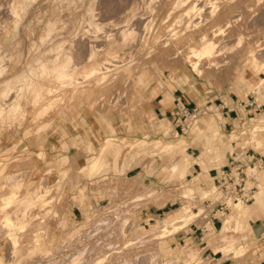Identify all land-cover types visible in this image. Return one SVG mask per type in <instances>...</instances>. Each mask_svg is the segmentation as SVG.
<instances>
[{
	"label": "rangeland",
	"instance_id": "374dc122",
	"mask_svg": "<svg viewBox=\"0 0 264 264\" xmlns=\"http://www.w3.org/2000/svg\"><path fill=\"white\" fill-rule=\"evenodd\" d=\"M176 1L0 0V126L6 129L9 143L8 154L0 160V203L2 196L15 193L9 205L0 207V264H214L226 258L255 264L252 256L261 257L262 246L253 235L250 217L243 226L241 216L232 218L233 213H244V206L234 210L232 203L225 215L215 217V199L222 201L215 184L200 180V192L177 175L166 177L168 174L162 169L182 158L177 157L182 150L167 153L162 145L184 140L188 142L186 148L195 151L197 145L190 143L196 134L195 123L209 116L220 136H231L230 147L238 137L244 141L248 136L257 148L264 147L259 142L264 136V93L236 84L239 66H264V0H182V7L176 6ZM211 4L215 6L213 12L208 6ZM14 11L18 16L12 14ZM172 32V38L167 39ZM204 34L206 40L218 44L213 50H220L218 55L196 54L195 50L203 45ZM250 50H258L257 58L252 60L255 65L249 60ZM60 71L71 73V78L59 79ZM143 73L150 79L149 84H136L135 78ZM255 77H264V70ZM159 81L163 82L161 86ZM261 86L264 91V81ZM173 92L184 97L189 111L195 107L203 109L186 133H177L174 114L169 122L155 123L149 116L144 120L146 124L143 120L140 126L127 124L130 116L146 117L150 99ZM70 94L72 102L65 109L58 107L36 121L32 119L33 111L39 108H34L31 100L46 111ZM228 98H234L240 115H245L235 124L234 131L221 126L222 104ZM245 100H256L249 107L251 113L247 114L240 105ZM85 106L93 114H117L122 122L120 129L103 137L92 135L97 140L85 144L81 135L84 125L79 123ZM53 114L62 118L61 127H71L70 143L89 154L79 155L72 166L63 158L56 170L49 168L41 175L12 171L11 165L18 158L15 152L22 147L17 145L21 143V129L30 127L25 131L30 134L53 127L47 122L38 123ZM241 130H246L247 135L240 134ZM110 136L122 145V151L119 155L107 151L105 168L94 173L98 161L93 157L103 144L113 147ZM140 139L148 141L146 146L131 148ZM157 140L160 143L155 147ZM199 143L203 145V156L210 158L213 153L207 151L204 135L199 137ZM67 147L64 143L62 149ZM135 156L151 158V173L160 182L130 197L129 202L95 205L90 195H95L99 179L109 178L111 161L119 172L118 160ZM90 161L97 163L89 166ZM189 178L191 175L186 177ZM83 179L87 182L81 183ZM258 179L260 187L264 186L261 174ZM67 196L81 210H74L67 203ZM148 201L158 206L173 202L167 209L179 215L169 222L177 223L175 220L183 215L187 224H201L198 237L174 247L170 240L177 232L156 238L161 232V219L157 220L160 217L141 222L135 216L137 208ZM5 216L20 222V226L9 230ZM224 217L230 221L221 227ZM184 229L187 228L179 231ZM222 243L225 256L215 250ZM226 243L242 246L246 253L235 258L233 254L238 256L242 250ZM188 247L196 248L197 253ZM213 256L221 258L211 260Z\"/></svg>",
	"mask_w": 264,
	"mask_h": 264
},
{
	"label": "crops",
	"instance_id": "0c3cea01",
	"mask_svg": "<svg viewBox=\"0 0 264 264\" xmlns=\"http://www.w3.org/2000/svg\"><path fill=\"white\" fill-rule=\"evenodd\" d=\"M219 11V9H218ZM224 27V26H221ZM225 28V27H224ZM226 30V28H225ZM226 33V32H225ZM220 35V34H218ZM225 35V34H224ZM215 42V41H214ZM216 43V42H215ZM216 45H218L216 43ZM220 50H215L213 52H209L208 54L215 53L218 55ZM254 50H250L249 60L250 62L255 65L252 61V52ZM232 66V64L230 65ZM210 70H215L214 68H210ZM264 70V66L260 68L259 65L255 67H251L248 65L239 66V77L237 80V86L240 87L241 84L247 85V87L250 90H253L254 92L264 93V91L261 90L262 83L264 81V77L260 78L259 80L256 79V74L259 71ZM146 73L139 74L137 78H135V82L138 85H148L150 82V79L147 78ZM163 84L162 81L158 82V86H161ZM1 91V88H0ZM155 97V99H150L149 104L146 105L145 112L146 117L144 116H137L133 115L128 117V123L130 126L135 125H141L140 123L142 120H146L147 117H151L152 119H155V123H157L159 120L161 122H169L170 118L172 117V114L174 112L173 108L176 105L177 101H180L184 104V97L182 95H176L174 92L169 93L166 95H162L160 97ZM232 99V100H231ZM226 99L224 103L222 104V115H223V123H222V129L228 131H233L235 124L239 120L240 116V107L237 105L234 98ZM31 105L34 108H39L38 111H33V117L32 119L34 121L38 120L40 117L44 115V113H50L51 111H54L58 107H62L65 109L66 106H68L69 103H71V94L68 96V98L63 97V101H57L52 106H49L46 110H41L43 108L41 104H34L33 100H31ZM240 105H243V108L247 109V114L251 113V107L252 105L247 101L240 102ZM22 104V103H21ZM1 106V105H0ZM22 106V105H21ZM23 107V106H22ZM88 106H85V109L82 111L81 118L79 120V123L84 125V127L81 129V135L83 138V141L85 144H88V142L94 143L97 138H92V135H99L100 137H103L106 135V133H110V131H117L120 129V126L122 124L120 117L117 114H110L109 111H102V113L99 114H93L91 111H89ZM249 108V109H248ZM63 109V112L65 111ZM61 112V111H60ZM68 117V115H67ZM70 117V116H69ZM66 117H63L64 123H67ZM61 117L55 116L53 114L52 116H49L47 121L43 120L38 123H49L53 124V127H47L44 129H41L39 131H35L34 133L25 134V131L31 130L29 127H25L21 129V143H17V145L22 144V147H19V151L17 150L15 153L17 154L15 163H13L12 171H18L26 173L27 175L31 174H38L41 175L42 173L45 174L47 169L52 168L53 170L57 169L58 162H61L63 158H67L68 163L70 166L73 165L78 159V156H87L89 153L86 152L84 149H80L72 145L70 142L72 141V130L70 131L71 127H61L62 121ZM264 121V120H262ZM70 122V121H69ZM35 123V122H33ZM146 124V121L143 122ZM143 124V126H144ZM150 121L147 122V129H151ZM163 124V123H162ZM58 125V126H57ZM146 128V127H145ZM59 129V130H58ZM65 135H63L61 133ZM67 129H69V132H64ZM213 129L211 134L208 135V132ZM196 134L194 137H192V140L190 141L191 144L197 145L195 151H190V147L186 148L188 142L184 140H178V141H169L162 145L163 149L167 153H171L177 149L182 150V153L178 154L177 157L182 156L178 160H176L175 163L171 164L170 166H165L164 169H162L163 172H167L169 179L172 178L174 175H177L181 179H185L187 182L192 184L193 189L196 191L199 189L201 192L203 189L199 188V184L202 181L203 184H210L214 183L216 184L220 178L221 172L228 168L232 152L237 149L241 144L242 141L231 142L230 147V139L231 136H220V130L218 127L214 126L213 120L209 116H204L201 118V120L195 123L194 129ZM244 132V131H243ZM201 135H204L205 138V146L207 151L212 152L210 158H205L203 156V145L199 143V137ZM84 136H86L84 138ZM218 136H220L218 138ZM88 137V138H87ZM111 141H113V147H104L101 146L100 152L94 156V159H97L98 166L94 173L101 171L105 168V153L109 150H112L116 155H119L122 151V145L120 143L115 142V139L110 136ZM95 140V141H94ZM252 141L250 143L251 150L255 151L258 154L264 155V147L263 148H257L256 144ZM260 143L264 144V136L259 140ZM67 144V149H62L63 144ZM148 141L146 139H140L135 144L131 145V148L135 147H144ZM160 141L157 140L155 142V147L159 146ZM230 147V149H229ZM28 151H25V150ZM9 150V143H8V135L5 128H1L0 126V160L4 158L8 154ZM39 153L45 154L44 157H41ZM92 158V159H93ZM97 161L89 162V166L96 165ZM159 161V160H157ZM14 162V161H11ZM109 167L111 168L109 171V178H102L98 180L95 195L91 197V201L97 205V206H109V205H118L122 204L123 202H129L130 197L138 195L142 192H144L146 189H148L150 186H152L154 183L160 182L155 175L151 173L152 171V164L150 157H141V156H135L133 158L126 157L124 159H119L117 162V169L121 170L119 172L115 171V164L113 161H111ZM89 166L87 168H89ZM165 172V173H166ZM47 173V172H46ZM55 174V173H54ZM191 178L186 179V177L190 176ZM261 179L264 180V171L261 172ZM201 180V181H200ZM87 182L86 179L81 180V183ZM91 184H89L90 186ZM215 187V185H214ZM125 189H127V192H125ZM11 193V192H10ZM9 193V194H10ZM9 194L2 196V198L7 197ZM151 195V194H150ZM89 200L85 201L86 203ZM67 203L73 205V209L81 210L80 207H75V201L70 196H67ZM173 204V202H167L164 205L158 206L153 201H148L136 210V217H139L141 219V222H144L145 219H149V221L155 220L156 217H160L157 220H160V225L163 222V218H168L169 220H173L177 215L176 211H173L172 213H169L171 210L167 209L169 205ZM244 213L237 214L233 213L232 218L237 219V216H241V225L243 226L245 224L246 219H249V224L251 225V228L253 230V235L257 241V244H261V257L257 259V257L252 256V260H254L255 264H264V186L262 187V190L257 192L255 194L253 202L249 204H244ZM3 207V206H0ZM233 209L235 210L236 207L233 205ZM169 213V214H167ZM167 214V215H166ZM166 215V216H165ZM163 216V218H162ZM229 216V215H228ZM207 215L204 216L206 218ZM223 218V227L224 225L230 221L229 219ZM214 222V221H213ZM192 223V222H191ZM189 223L184 230L177 231L175 235L170 240V246L174 247L178 243L187 242L189 243L190 240H194L198 237L199 230L202 228L201 224H194L192 225ZM145 224H147L145 222ZM153 225V224H152ZM145 227V226H144ZM222 227V225H221ZM185 228V227H184ZM203 230V229H202ZM219 244L215 246L216 252H222L223 251V245ZM230 246H233L231 243H226ZM185 247V246H184ZM234 249H241L242 253L238 256H235L233 254V257L240 258L244 256L246 253L245 249L240 246H233ZM186 248V247H185ZM204 248V247H203ZM187 249H191L193 253H197L196 248L188 247ZM216 252H213L215 255ZM231 254V253H229ZM227 254V255H229ZM225 256V255H224ZM221 257H215L213 256L211 260L214 259H220ZM214 264H243L236 263L232 258H226L222 259L218 262H215Z\"/></svg>",
	"mask_w": 264,
	"mask_h": 264
},
{
	"label": "built area",
	"instance_id": "2783aa9c",
	"mask_svg": "<svg viewBox=\"0 0 264 264\" xmlns=\"http://www.w3.org/2000/svg\"><path fill=\"white\" fill-rule=\"evenodd\" d=\"M256 100L250 104L253 105ZM260 106V105H259ZM203 109L198 107L192 108L189 111L185 108L184 104L180 101L176 102L174 116L177 117V133H186L190 128L192 121L202 112ZM185 117L184 121H180L182 117ZM245 115L239 116L238 122H240ZM235 129H233L234 131ZM244 131V132H243ZM240 134L247 135L246 130H241ZM248 136V139L241 140L238 137L236 142L242 141V144L235 149L231 154V161L227 169L221 172L218 182L215 184L216 191L219 193L222 201L215 199V206L212 211L214 216H223L229 211L230 205L239 201L253 202L255 193L260 187L258 175L264 171V155L258 154L251 150L250 143L252 142ZM252 182V184H249ZM209 200V199H207ZM210 205V204H208ZM220 216H217L220 219ZM223 226V222L221 224Z\"/></svg>",
	"mask_w": 264,
	"mask_h": 264
},
{
	"label": "bare ground",
	"instance_id": "6f19581e",
	"mask_svg": "<svg viewBox=\"0 0 264 264\" xmlns=\"http://www.w3.org/2000/svg\"><path fill=\"white\" fill-rule=\"evenodd\" d=\"M176 6L179 5V7H182V0H177L176 1ZM210 7V12L212 11H215L214 8L215 6H213L212 4L211 5H208ZM174 11V10H171V12ZM12 12V11H11ZM189 13V10L186 11V14ZM12 14L14 15H17L18 16V12L17 11H14ZM150 20V19H149ZM148 20V21H149ZM148 21L146 23H148ZM145 27V25H144ZM147 27V26H146ZM146 30V29H145ZM150 31V30H149ZM174 35V33H169L166 38L167 39H171L172 36ZM203 39V45L201 47V49H196L195 52L196 54L198 52H206V53H209V52H212L214 49H216L217 45L216 43L211 40V39H207L206 40V34H204L202 37ZM259 50V49H258ZM253 51L252 52V60L255 61V59L257 58L256 56V53L257 51ZM264 50V49H262ZM258 54V53H257ZM106 65V64H105ZM43 71L46 69L44 66L42 67ZM46 72V70H45ZM57 77H59V79H67V78H71V73H66L64 71H60L59 74L57 75ZM35 100H37V97L35 98ZM261 174V173H260ZM263 187V186H262ZM262 187H260L257 191H261L262 190ZM255 193V194H256ZM14 195L15 193H10L7 197H4L2 198V202L0 203V206H4V205H9V203H11L13 200H14ZM245 203L242 202V201H239V202H236V203H233V205L238 208L239 206H243ZM239 209V208H238ZM229 218V217H228ZM227 217L225 219H228ZM25 222V221H24ZM175 222L177 223H170L169 222V219L168 218H163V222L162 224L160 225L161 227V232L157 233L156 234V238H163L165 236H168V235H171L177 231H179L180 229H183L184 227H186L188 224L186 222V219H185V216H180L179 217V220H175ZM4 223H5V226L9 229V230H13L15 228H18L20 226V222L16 221L15 219H12L10 216H5V219H4ZM24 226V225H23ZM12 244H13V241H11Z\"/></svg>",
	"mask_w": 264,
	"mask_h": 264
}]
</instances>
